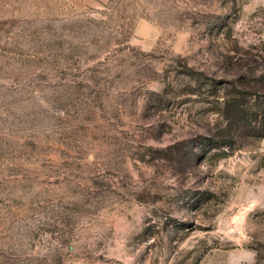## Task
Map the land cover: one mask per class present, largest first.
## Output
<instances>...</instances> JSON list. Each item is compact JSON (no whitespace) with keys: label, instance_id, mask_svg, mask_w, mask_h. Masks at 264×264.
<instances>
[{"label":"rangeland","instance_id":"1","mask_svg":"<svg viewBox=\"0 0 264 264\" xmlns=\"http://www.w3.org/2000/svg\"><path fill=\"white\" fill-rule=\"evenodd\" d=\"M0 264H264V0H0Z\"/></svg>","mask_w":264,"mask_h":264}]
</instances>
